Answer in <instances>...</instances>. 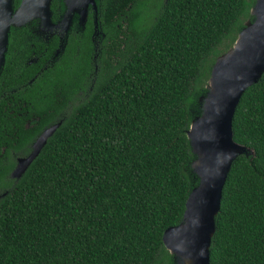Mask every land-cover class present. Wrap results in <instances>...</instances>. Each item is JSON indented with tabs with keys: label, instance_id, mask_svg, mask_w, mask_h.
I'll return each mask as SVG.
<instances>
[{
	"label": "trees",
	"instance_id": "16d2710c",
	"mask_svg": "<svg viewBox=\"0 0 264 264\" xmlns=\"http://www.w3.org/2000/svg\"><path fill=\"white\" fill-rule=\"evenodd\" d=\"M253 2L100 0L91 87L17 179L10 151H27L34 134L13 145L0 105V264H174L162 231L180 220L197 182L186 129L215 56L252 18ZM19 29H10L0 80ZM91 51L70 35L32 91L74 82ZM231 130L251 152L239 153L225 177L209 264H264V72L242 91Z\"/></svg>",
	"mask_w": 264,
	"mask_h": 264
},
{
	"label": "water",
	"instance_id": "95a60500",
	"mask_svg": "<svg viewBox=\"0 0 264 264\" xmlns=\"http://www.w3.org/2000/svg\"><path fill=\"white\" fill-rule=\"evenodd\" d=\"M51 0H0V73L5 62L10 29L35 21L34 28L49 29L53 24L64 30L52 59L62 53L74 18L80 15L78 28L83 29L88 10L93 18V35H103L98 19L100 0H58L60 17L51 19ZM251 19H246L231 44L215 56L198 97L200 111L194 114L186 135L194 155L191 167L197 182L191 186L180 220L166 226L162 242L172 254L174 264H209L208 249L215 228L222 186L232 160L251 149L232 137L231 119L242 91L256 82L264 72V0H254ZM61 119L44 127L31 142L25 155L17 156L9 175L17 179L38 154L47 137ZM6 190L0 192L4 195Z\"/></svg>",
	"mask_w": 264,
	"mask_h": 264
},
{
	"label": "flooded vegetation",
	"instance_id": "af4514ba",
	"mask_svg": "<svg viewBox=\"0 0 264 264\" xmlns=\"http://www.w3.org/2000/svg\"><path fill=\"white\" fill-rule=\"evenodd\" d=\"M52 9V6L50 4ZM60 17L58 4L57 13H51V19L57 21ZM74 20L68 31L66 42L72 35V41L76 44L87 42L92 51L89 66L86 72L81 71L74 82L58 83L50 91L42 85H36L33 92V81L40 73L49 67H53L58 57L52 59V52L58 46L64 30L59 25L53 24L49 29L34 28L37 20L30 21L22 26L18 33L11 37V61L7 73L0 80V105L7 110L11 117L13 128V145L20 144L26 136L34 134L24 143L22 148L27 151L11 150L14 157L25 155L36 135L47 125L61 119L69 113L72 106L81 101L88 93L95 70L97 68L98 43L101 36L93 35V18L91 9L88 10L83 29L78 28L80 15L74 13ZM91 24V29L84 35L86 26ZM13 28V27H12ZM55 45L50 49L51 43ZM51 69V73H55ZM49 73V75L51 74ZM29 87L30 93L22 92ZM46 120V121H45Z\"/></svg>",
	"mask_w": 264,
	"mask_h": 264
},
{
	"label": "rangeland",
	"instance_id": "374dc122",
	"mask_svg": "<svg viewBox=\"0 0 264 264\" xmlns=\"http://www.w3.org/2000/svg\"><path fill=\"white\" fill-rule=\"evenodd\" d=\"M244 21H245V20H244ZM244 21H243V22H244Z\"/></svg>",
	"mask_w": 264,
	"mask_h": 264
}]
</instances>
